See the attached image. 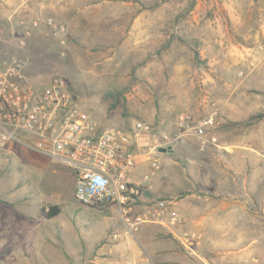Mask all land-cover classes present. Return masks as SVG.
Wrapping results in <instances>:
<instances>
[{"label": "rangeland", "instance_id": "374dc122", "mask_svg": "<svg viewBox=\"0 0 264 264\" xmlns=\"http://www.w3.org/2000/svg\"><path fill=\"white\" fill-rule=\"evenodd\" d=\"M40 17L0 15V67L21 57L28 81L46 86L54 78L65 80L78 109L100 127L149 124L151 131L135 133L137 139L173 133L183 114L196 120L213 116L219 146L202 152L194 138L168 148L176 168L154 181L182 187L174 195L185 194L190 185L199 191L198 183L221 195L208 209L229 220L238 248L264 239V157L255 154L264 152V0H78L76 14L65 16L69 20L44 18L64 23L65 32L35 26ZM13 145L0 150V199L12 202L5 209L14 220H0V264H21L18 257L31 248L21 243L32 238L31 227L46 222L62 231L58 243L46 247L47 264H74L78 243L85 248L99 236L123 235L118 209L82 206L71 171L50 161L61 175L33 172L35 180L44 178L41 186H27L26 203L11 199L17 168L27 169L26 154L35 158ZM228 153L236 158L231 168L220 159ZM188 155L200 164L189 168ZM197 166L211 179L194 172ZM40 199L52 202L43 205L42 214L53 206L60 210L50 223L19 215L24 204Z\"/></svg>", "mask_w": 264, "mask_h": 264}, {"label": "crops", "instance_id": "0c3cea01", "mask_svg": "<svg viewBox=\"0 0 264 264\" xmlns=\"http://www.w3.org/2000/svg\"><path fill=\"white\" fill-rule=\"evenodd\" d=\"M77 2L78 0H0V13L4 10V12H7L0 15L7 17L9 15V19H12L14 15L19 17L42 16V20H44L46 15L51 14L69 20L68 18L70 17L66 18L65 16L76 14ZM43 24L42 22L40 25ZM151 140L149 134H145L136 139V144L133 148L137 152V159L132 180L133 183H143L146 191L143 192L137 202L127 204L130 211L131 224L136 229H127L121 219L120 208L111 206L116 207L119 211L124 227L123 235L115 234L113 238L108 240L99 236L93 241L86 242L85 248L78 243L79 247L76 248V251L78 250L79 252L77 251L76 258L73 261L75 262L74 264H81L83 261L85 262L84 264H201L197 258L190 255L181 242L183 237L189 236L191 238L193 235L197 237L193 239L192 246L200 256L224 253L231 264H264L263 238L257 242L252 240L245 247L238 248L239 238L238 235H235L234 229L228 225L229 220L221 215H216L213 210L210 211L208 209L213 206L221 195L203 190L201 188L203 186L200 183L197 184L199 191L195 190L193 185H190L188 189H182L186 193L181 196L172 193L175 188H173L174 185L170 187V182L157 185L154 180L158 176L168 177L173 171L172 168H176V161H174L176 159H172L174 156H167V151L162 150L158 153L152 151ZM9 147L13 148V143ZM19 147L17 148L19 149ZM32 153L35 158L26 154L27 169L17 168V173L20 176L17 179H12V183L14 182L15 185L11 184L10 198L16 199L19 203H26L25 200L29 198L28 194L31 195L28 193V185L37 182L41 186V180L44 178L40 179V181L35 180L33 172H41L44 177L46 176L45 173L53 177L61 175V172L57 169H50L46 158L37 153ZM163 153H166L164 154L165 162L161 160ZM255 154L264 157V152ZM232 155L233 153L221 154L220 159H223L227 166H229V163L232 166L236 160ZM155 157L159 160L161 168L154 177L146 180L145 177L150 171L151 160ZM188 159L190 160L189 168L196 167L195 163L200 164L194 156L188 155ZM170 160L171 162H169ZM229 168L231 167L229 166ZM194 172H198L205 177V171L201 166H197V170ZM25 174L27 175L25 176ZM71 174L74 177L72 171ZM206 176L209 177V174ZM207 179H211V177ZM55 187H58V184H55ZM181 188L175 190L179 192ZM32 190L36 195L42 196L40 189L35 190L32 188ZM163 196H168L169 199L161 198ZM59 198L60 194H57L56 203H58ZM227 200L233 201L230 198ZM235 200H238V198ZM0 201H3L0 202V220L5 217L9 223L13 222V218L9 216L5 209L12 202L2 199ZM162 202L165 203L164 206H161ZM45 203L52 202L40 199L36 203L24 204L23 215L22 213L19 215L23 218H33V222H36L37 219L38 223H43L46 219L49 221L53 217L47 218L40 212ZM227 207L225 206V209ZM47 224L46 222L45 224L31 227V230L34 229L32 238L26 239L21 243V246L26 244L31 246L30 250L22 251L21 257H18L21 264H47L46 247L54 246L55 243H58L59 239L57 238L62 234L59 226L56 229L54 225L47 226ZM83 248L85 253L80 252L83 251ZM83 255H86L85 260H83Z\"/></svg>", "mask_w": 264, "mask_h": 264}, {"label": "built area", "instance_id": "2783aa9c", "mask_svg": "<svg viewBox=\"0 0 264 264\" xmlns=\"http://www.w3.org/2000/svg\"><path fill=\"white\" fill-rule=\"evenodd\" d=\"M42 22L55 32L66 31L64 23L53 17L37 19L34 25ZM26 65L23 58L12 57L0 67V150L18 143L51 163L68 168L74 173V197L82 206H118L127 229H136L127 204L137 202L145 186L132 180L137 159L133 149L135 133L150 132L151 126L137 122L132 130L100 127L89 114L78 109L65 80L54 78L46 86L34 84L26 77ZM215 127L213 116L196 120L183 114L173 133L163 132L152 138L151 149L158 153L194 138L202 152L209 146L218 147V138L213 135ZM160 168L159 160L153 158L146 180ZM196 237L186 236L181 242L201 264H231L224 253L200 256L192 246Z\"/></svg>", "mask_w": 264, "mask_h": 264}, {"label": "trees", "instance_id": "16d2710c", "mask_svg": "<svg viewBox=\"0 0 264 264\" xmlns=\"http://www.w3.org/2000/svg\"><path fill=\"white\" fill-rule=\"evenodd\" d=\"M262 116H263V114L259 115V117H262ZM59 212H60V210L56 206H53V207H51V212H49V213L47 212L44 215L47 218H52L54 216H57Z\"/></svg>", "mask_w": 264, "mask_h": 264}, {"label": "water", "instance_id": "95a60500", "mask_svg": "<svg viewBox=\"0 0 264 264\" xmlns=\"http://www.w3.org/2000/svg\"><path fill=\"white\" fill-rule=\"evenodd\" d=\"M163 151H165V149Z\"/></svg>", "mask_w": 264, "mask_h": 264}]
</instances>
